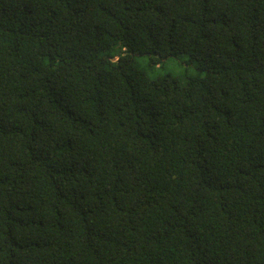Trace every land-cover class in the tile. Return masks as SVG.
I'll return each instance as SVG.
<instances>
[{"label": "trees", "instance_id": "obj_1", "mask_svg": "<svg viewBox=\"0 0 264 264\" xmlns=\"http://www.w3.org/2000/svg\"><path fill=\"white\" fill-rule=\"evenodd\" d=\"M0 264H264V0H0Z\"/></svg>", "mask_w": 264, "mask_h": 264}, {"label": "rangeland", "instance_id": "obj_2", "mask_svg": "<svg viewBox=\"0 0 264 264\" xmlns=\"http://www.w3.org/2000/svg\"><path fill=\"white\" fill-rule=\"evenodd\" d=\"M184 68H185V65L178 64L177 62L166 63V70H169L170 72L174 74H179L180 72L185 71ZM191 71L192 69L190 68L189 72Z\"/></svg>", "mask_w": 264, "mask_h": 264}]
</instances>
